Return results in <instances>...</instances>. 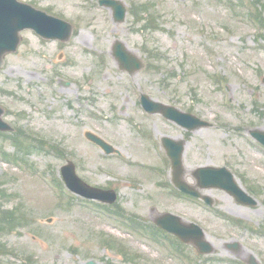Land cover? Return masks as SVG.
Returning <instances> with one entry per match:
<instances>
[{"label": "rangeland", "instance_id": "obj_1", "mask_svg": "<svg viewBox=\"0 0 264 264\" xmlns=\"http://www.w3.org/2000/svg\"><path fill=\"white\" fill-rule=\"evenodd\" d=\"M24 1L48 7L73 26V35L61 44L26 32L0 68V106L15 128L0 133V211L8 216L18 208L12 226L0 223V264H245L250 255L264 264V147L249 136L264 131V38L241 2L122 0L140 13L115 24L98 0ZM258 5L264 15V0ZM117 40L147 67L132 76L121 71L112 57ZM141 93L214 126L186 132L147 114ZM88 132L121 155L106 156L86 139ZM14 134L35 148L27 163L19 162L27 153L15 147ZM162 137L187 141L190 185L196 187L198 167H227L260 204L247 208L224 191L200 189L215 201L210 210L178 196ZM68 161L92 186L115 190L119 199L111 209L136 219V226L70 194L60 171ZM163 213L201 226L214 254L176 246L171 235L158 239L151 224ZM235 242L239 248H227Z\"/></svg>", "mask_w": 264, "mask_h": 264}, {"label": "water", "instance_id": "obj_2", "mask_svg": "<svg viewBox=\"0 0 264 264\" xmlns=\"http://www.w3.org/2000/svg\"><path fill=\"white\" fill-rule=\"evenodd\" d=\"M100 5L114 10V18L117 23L125 21L126 9L122 3L115 0H101ZM25 7L26 6L19 4L16 0H0V67L2 66L4 56L9 52L17 50L20 43V32L25 29H33L45 38L60 39L63 41H68L71 36V25L57 19L48 18ZM113 57L117 60L120 69L127 71L131 75L144 68V64L137 56L128 51L125 44L120 41H117L114 45ZM141 104L147 112L151 114H162L166 119L190 131H197L209 126L207 122L201 121L190 114L182 113L174 107L155 102L147 95L141 97ZM2 115L3 110L0 108V130H11V128L2 121ZM252 135L264 144V133L255 131ZM87 138L100 146L107 154L117 152L111 145L95 135L87 134ZM162 142L172 161L173 182L176 187L186 194L201 197L199 192L183 180V156L186 142H174L169 138H164ZM62 174L66 185L75 193L106 203L115 202L116 196L113 192H105L100 189L90 188L81 181L77 177L75 166L72 163L62 168ZM194 177L197 179L198 185L202 189H222L233 195L241 204L256 205V202L236 184L232 173L225 168L202 167L194 172ZM203 199L207 203L213 204L211 198L204 197ZM157 224L178 236L183 242L194 244L202 254H210L214 251L211 244L205 241L203 230L195 224L184 225L180 219L172 215L162 216L157 220ZM234 246H237V244Z\"/></svg>", "mask_w": 264, "mask_h": 264}, {"label": "bare ground", "instance_id": "obj_3", "mask_svg": "<svg viewBox=\"0 0 264 264\" xmlns=\"http://www.w3.org/2000/svg\"><path fill=\"white\" fill-rule=\"evenodd\" d=\"M189 172V171H188Z\"/></svg>", "mask_w": 264, "mask_h": 264}]
</instances>
